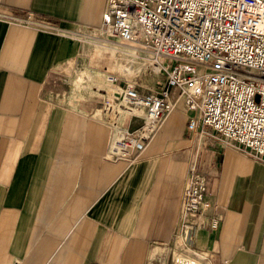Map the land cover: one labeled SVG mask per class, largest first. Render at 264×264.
Segmentation results:
<instances>
[{
  "label": "crops",
  "instance_id": "crops-1",
  "mask_svg": "<svg viewBox=\"0 0 264 264\" xmlns=\"http://www.w3.org/2000/svg\"><path fill=\"white\" fill-rule=\"evenodd\" d=\"M107 5L0 0V264H175L182 256L264 264V162L208 127L187 129L198 114L184 102L142 149L111 157L122 130H138L146 116L106 112L107 99L138 76L122 67L133 64L122 48L135 44L102 34ZM193 164L210 205L186 216L185 242Z\"/></svg>",
  "mask_w": 264,
  "mask_h": 264
},
{
  "label": "built area",
  "instance_id": "built-area-1",
  "mask_svg": "<svg viewBox=\"0 0 264 264\" xmlns=\"http://www.w3.org/2000/svg\"><path fill=\"white\" fill-rule=\"evenodd\" d=\"M101 28L108 39L140 44L136 49L152 56L151 71L163 74L158 92L141 93L131 81L120 89L118 102L126 114L143 111L146 121L136 131L122 130L110 145L112 158L142 149L146 136L181 99L198 114L187 129L200 124L203 133L208 127L226 145L264 162V0H108ZM115 103L108 98L106 108ZM188 174L182 234L191 230L186 216L202 214L210 205L204 174L195 164ZM219 222L212 217L210 228Z\"/></svg>",
  "mask_w": 264,
  "mask_h": 264
},
{
  "label": "rangeland",
  "instance_id": "rangeland-1",
  "mask_svg": "<svg viewBox=\"0 0 264 264\" xmlns=\"http://www.w3.org/2000/svg\"><path fill=\"white\" fill-rule=\"evenodd\" d=\"M134 47V50L138 47H140L141 45L140 44H135L133 45ZM126 47V46H125ZM122 48V51L124 52L123 54V57H124V62H132L133 64L130 65L129 63L126 64L124 63L123 64V71L128 73L130 75V77L132 76H135L136 73H138L137 75V78L134 79V78H131V82H135L136 85L139 87V91L141 93H144V92H158V90L161 88V84H162V78H163V74L161 72H156L154 73L153 71H151V67L149 65V63L147 62L148 60V57L150 56V54L148 53H140L139 51H136L133 52V49L128 47L127 48ZM136 54V58L135 59H131V54ZM149 55V56H148ZM139 71V72H138ZM111 99L115 100V103L112 107H110V111L106 110L107 114L112 117L113 119L117 118L115 117L114 113L115 110L116 112H118L119 114L121 113H126V110L121 106L122 103L121 102H118L119 101V98L118 97H113L111 96ZM119 103V105H117ZM117 105V106H116ZM125 111V112H123ZM138 113V112H137ZM182 257H185V259L183 260H191L190 257L188 256H182ZM179 259V258H178ZM192 261V260H191ZM195 261V260H194ZM197 264H200L198 263V261H195Z\"/></svg>",
  "mask_w": 264,
  "mask_h": 264
},
{
  "label": "bare ground",
  "instance_id": "bare-ground-1",
  "mask_svg": "<svg viewBox=\"0 0 264 264\" xmlns=\"http://www.w3.org/2000/svg\"><path fill=\"white\" fill-rule=\"evenodd\" d=\"M157 70H158L157 67H155V71H157ZM179 102L181 103V102H184V101L180 99ZM115 140H116V139H115ZM114 142H115V141H113V143H114ZM113 143H112V144H113ZM112 144H111V145H112ZM189 236H190V234L188 233V231L185 232V233L183 234V239H184V241H185V240H188ZM178 261L180 262L179 264H192L191 262H193V264L195 263V261H191L190 259H189V260H181V259L179 258ZM195 264H197V263H195Z\"/></svg>",
  "mask_w": 264,
  "mask_h": 264
}]
</instances>
